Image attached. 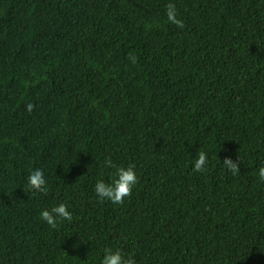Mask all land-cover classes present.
<instances>
[{
    "label": "trees",
    "instance_id": "16d2710c",
    "mask_svg": "<svg viewBox=\"0 0 264 264\" xmlns=\"http://www.w3.org/2000/svg\"><path fill=\"white\" fill-rule=\"evenodd\" d=\"M109 157L123 204L95 193ZM262 166L264 0H0V264H264Z\"/></svg>",
    "mask_w": 264,
    "mask_h": 264
},
{
    "label": "clouds",
    "instance_id": "9594fccd",
    "mask_svg": "<svg viewBox=\"0 0 264 264\" xmlns=\"http://www.w3.org/2000/svg\"><path fill=\"white\" fill-rule=\"evenodd\" d=\"M40 11L35 12V15H41ZM167 21L176 27L183 29L184 22L178 18V13L175 4L168 3L166 5ZM132 63L136 62L135 55H130ZM34 105L29 102L26 104V111L32 112ZM240 161V159H239ZM208 164V157L205 152L200 151L197 154V159L193 165L194 172H203ZM223 166L230 171L233 175L241 172L240 164L233 161L230 157H225ZM103 167L115 168V176L111 183H105L103 180H98L95 184V193L99 200L110 201L113 204H123L126 197L131 196L133 187L138 183V178L135 173V165L128 167H116L111 158H106L103 162ZM258 177L261 182H264V166L258 169ZM28 186L30 190L46 193L47 186L44 178V172L40 168L32 170L28 176ZM42 221L46 222L50 227L56 228L58 220H72V214L68 210L65 203H60L53 206L50 210L44 209L40 213ZM101 264H136L133 256L125 257L120 250L113 251L111 248H105Z\"/></svg>",
    "mask_w": 264,
    "mask_h": 264
}]
</instances>
